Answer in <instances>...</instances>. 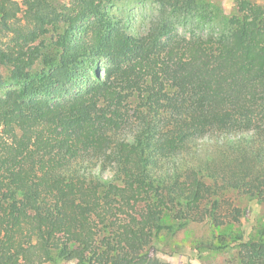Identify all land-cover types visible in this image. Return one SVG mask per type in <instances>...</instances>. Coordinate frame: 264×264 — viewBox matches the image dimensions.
I'll return each instance as SVG.
<instances>
[{
  "label": "trees",
  "instance_id": "1",
  "mask_svg": "<svg viewBox=\"0 0 264 264\" xmlns=\"http://www.w3.org/2000/svg\"><path fill=\"white\" fill-rule=\"evenodd\" d=\"M0 0V264H174L165 230L264 264V2Z\"/></svg>",
  "mask_w": 264,
  "mask_h": 264
},
{
  "label": "rangeland",
  "instance_id": "2",
  "mask_svg": "<svg viewBox=\"0 0 264 264\" xmlns=\"http://www.w3.org/2000/svg\"><path fill=\"white\" fill-rule=\"evenodd\" d=\"M20 1V0H19ZM224 14L233 16L235 0H219ZM253 4L263 3L264 0H251ZM150 5L139 4L131 0H122L117 10L123 18L129 20L132 27L140 28L150 11ZM234 203L243 209L241 226L244 232L261 228L264 230V202L248 200L245 195L227 194ZM211 230L206 223H187L182 227H175L171 232L165 230L159 235L155 243L161 259L174 264H224L234 253V249H207L198 250L196 241L210 236ZM44 264H75L74 262H47Z\"/></svg>",
  "mask_w": 264,
  "mask_h": 264
}]
</instances>
